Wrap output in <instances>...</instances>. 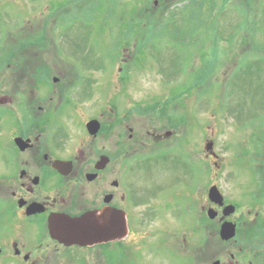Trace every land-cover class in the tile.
<instances>
[{
    "label": "flooded vegetation",
    "instance_id": "1",
    "mask_svg": "<svg viewBox=\"0 0 264 264\" xmlns=\"http://www.w3.org/2000/svg\"><path fill=\"white\" fill-rule=\"evenodd\" d=\"M24 2L35 0H0V45L10 49L0 53V264H88L83 254L94 249L106 264L115 255L124 264L131 249L163 264H264V133L255 125L229 158L206 150L193 167L190 119L159 117L162 104L109 98L88 117L82 102L65 103L73 84H56L48 65L56 55L23 53L44 50L80 6L63 1L57 22L51 7ZM17 8L27 12L22 23ZM40 10L45 19L31 17ZM87 214L99 233L92 245L52 237L53 218Z\"/></svg>",
    "mask_w": 264,
    "mask_h": 264
},
{
    "label": "rangeland",
    "instance_id": "2",
    "mask_svg": "<svg viewBox=\"0 0 264 264\" xmlns=\"http://www.w3.org/2000/svg\"><path fill=\"white\" fill-rule=\"evenodd\" d=\"M63 1L85 11L66 18L64 34L56 29L44 50L23 53L57 56L48 62L51 73H59L56 84H73L65 103L82 102L88 117L109 98L129 106L162 104L159 117L190 119L185 129L193 139V167L202 165L207 141L217 155L229 158L241 141L249 143L255 125L264 133V11L256 10L257 0H98V6L91 0H35L34 5L51 7L58 22ZM15 14L25 21V9ZM42 15L40 10L31 17L45 19ZM9 51L0 45V53ZM82 92L90 94L86 103ZM217 250L211 242L209 263ZM137 252L131 249L124 264H163ZM83 255L88 264H106L97 249ZM120 258L115 255L113 264H122ZM174 263L182 261L175 257Z\"/></svg>",
    "mask_w": 264,
    "mask_h": 264
},
{
    "label": "water",
    "instance_id": "3",
    "mask_svg": "<svg viewBox=\"0 0 264 264\" xmlns=\"http://www.w3.org/2000/svg\"><path fill=\"white\" fill-rule=\"evenodd\" d=\"M94 124L96 123L92 122L89 124V128ZM213 145V141H209L206 145V150L212 151ZM210 197L213 201L218 202L219 194L216 187L210 190ZM49 227L52 237L67 245L78 244L80 246H90L97 241V234H99L96 231L95 219L90 214L81 218H53L50 220ZM224 230L227 232L224 238L229 239L233 234L232 229L230 226H226L223 228Z\"/></svg>",
    "mask_w": 264,
    "mask_h": 264
}]
</instances>
